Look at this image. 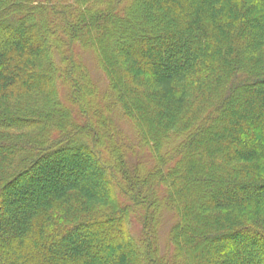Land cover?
I'll list each match as a JSON object with an SVG mask.
<instances>
[{
	"label": "trees",
	"instance_id": "1",
	"mask_svg": "<svg viewBox=\"0 0 264 264\" xmlns=\"http://www.w3.org/2000/svg\"><path fill=\"white\" fill-rule=\"evenodd\" d=\"M105 1L0 0V127L23 128H0V149L7 150H0V203L23 177L36 188L35 177L60 158L68 169L74 163L67 157L83 155L101 170L91 146L102 143L96 128L102 120L95 117L92 128L87 108L81 122L63 99L72 100L77 83L99 84L80 71H68L71 79L62 81L55 70L59 53L65 63L86 50L103 65L107 82L90 105L118 116L113 106L122 97L133 144L138 152L154 150L155 168L146 171L154 182L150 212L120 196L93 208L89 201L107 194V186L69 182L21 211L0 214V264H145L142 253L153 257L146 264H166L156 255L166 222L177 250L170 264H264V194L258 192L264 191V0H111L100 8ZM159 9L169 14L162 24L152 13ZM65 27L70 44L57 35ZM156 28L167 34L150 33ZM111 122L107 135L118 136V118ZM168 144L170 175L157 165L166 161ZM136 160L135 151L123 162ZM128 176L138 196L141 185ZM168 209L174 216L167 221ZM81 231L93 235L70 240ZM224 238L233 243L218 244Z\"/></svg>",
	"mask_w": 264,
	"mask_h": 264
},
{
	"label": "rangeland",
	"instance_id": "2",
	"mask_svg": "<svg viewBox=\"0 0 264 264\" xmlns=\"http://www.w3.org/2000/svg\"><path fill=\"white\" fill-rule=\"evenodd\" d=\"M110 1L111 0H107L104 3L100 4V8L102 7H106L107 5H110ZM147 0H134L133 2H136L137 4H145ZM149 1V0H148ZM122 0H120V2H117L118 5L122 4ZM107 4V5H106ZM129 4V2H128ZM125 5V3H124ZM117 10V9H116ZM118 11V10H117ZM118 13V17H122L124 14L123 13H119V12H115ZM152 13L156 16H158V21L160 24L164 23L165 20H167L168 17V13L165 14V10L164 9H159V10H153ZM122 15V16H121ZM119 17V18H120ZM80 21V20H79ZM59 27V25H58ZM140 29V28H139ZM64 34L60 33L57 30V35L60 36V38L64 41L67 42L68 44H70L71 41V35H68V31L67 28L65 27L64 29ZM134 31H137V28L134 29ZM150 33H157L158 36H165V34H167L166 31L162 30V29H155L154 31H151ZM62 34V35H61ZM177 32H174L172 34V40H174V38H176L177 36ZM49 39V38H48ZM157 40L155 41L156 44L158 45L159 42H161L164 38L160 37V38H156ZM48 41V40H47ZM84 43V42H82ZM47 45V53H49L50 55L52 53H54V50H56L55 48H53L52 45V41L49 40V42L46 43ZM85 44H82V48L85 49ZM155 48V46H153ZM63 54L59 53V62L55 67V70H57V74L59 77L62 78V81L64 80H70L71 79V75L75 76L74 73H76L77 71H80L82 74H84L85 72L87 74L90 75V77L92 78V80L94 82H98L99 84V88L100 89H93L91 86L88 85V83L86 82H81V83H77L75 85L76 88V92L75 95L73 93V91L71 92L72 95V100L71 101H67L66 97L63 96V99L65 100V106L69 109L71 108L72 112L74 115H76L77 119L80 120L81 122H83V117H80V113L83 111V113L86 114V112L84 111L86 108L87 110V114L84 117H88L91 118L90 121V125L93 128V126H95V117H98V119H101V125L97 124V129H98V133L101 136V140L102 143H97L96 147H93V152L99 156L101 160L99 159L97 164L100 168L97 169V167L95 166V163L93 162V160H87L85 159V156L83 155H78V156H72V157H67L68 159V163H74L73 166L71 167L69 165V168L67 169L65 164V161L63 158H60L58 160H55L52 163H49L50 165H48V168H46V171L48 172H42L40 173V175H38L37 177H35V183L37 185L36 188H34V184L30 183L29 181H27L24 177L21 178L19 181H17L15 183L14 186V191L11 192V196L9 198V201L6 202V204H2L0 203V214H9L11 212H13L14 210H22L23 207L36 203V201L40 200L41 198H43L44 196L46 197L47 195H49L50 193L54 192L57 188L62 187L63 185L69 183V182H74L75 184H78V187H85L86 184H88V182L90 180L96 181L98 184L102 185V186H107V194H105L104 196H98V198L95 199H91L89 201L90 206L93 208H100V207H107V205H110L112 203V197L113 196H120L122 199H124L125 201H131L134 204V200L136 198V205L135 208H137V211H147L146 215L150 212V206L148 204V198L150 196V188L151 185L154 183L153 179L151 178L150 174H146V171H151L152 169L155 168L154 166V162L157 161L156 157L154 156V150L150 149L145 150V151H140L138 152L139 149V145L137 144H133L132 141H136L135 136H136V132L133 130V123L128 120L125 117V113H123L124 111L127 112V105L124 103L125 100L121 97L119 99V102L114 104L113 108H116V110H118L119 115L118 116H114L111 115L112 113H110V111H108L105 107L103 108V106L99 105L97 107H92V105H90V101L92 99L93 96H95L100 90L104 89L107 82L104 79L103 76V72L102 70V66L96 63V59L94 57V55L86 50L81 51L80 54H77L76 57H67L66 56V68L64 67L65 63H64V58H63ZM79 61H81V64L84 65V67H81L78 63ZM170 61V60H169ZM69 64L71 65L69 67ZM68 65V66H67ZM69 67V68H68ZM64 70V71H62ZM68 71H72L71 75L68 73ZM59 72V73H58ZM100 76V77H99ZM261 75L255 76V77H260ZM254 76H251L249 74V79H251ZM248 79V81H250ZM63 85V83H62ZM263 85V84H262ZM257 88V87H254ZM64 90V89H63ZM77 90H79V93H83L84 97H81L78 93ZM159 90H162V86L159 87ZM121 91V90H120ZM77 93V94H76ZM63 95H65L63 93ZM120 101H122L120 103ZM235 102H239V99ZM239 104V103H238ZM86 106V107H85ZM235 108L238 109L235 105ZM134 109H132V112ZM121 114V115H120ZM112 118V122L110 124H112L113 122H115V120L118 118V123L121 124V134L114 135V136H108L107 135V131H106V125H109L108 120L110 119L111 121ZM9 120H13L12 118H9ZM20 120V119H19ZM14 121V120H13ZM87 122V121H86ZM85 122V123H86ZM136 124V123H135ZM103 127V128H102ZM3 131L6 130V132H17L19 130L23 131L22 129H16V127L12 126H5V127H0ZM51 129L57 130L56 127H51ZM50 129V130H51ZM250 134H254L251 133ZM86 140V142H90L89 138H84ZM169 141V140H168ZM111 143L110 145L108 144ZM115 142L116 145L119 146L120 150H122V157L121 160L120 158H118V154L116 153V149H114V146L112 145ZM170 142V141H169ZM172 142V141H171ZM170 142V144H171ZM111 148V151H105L104 149H109V146ZM169 144L167 145V151L165 152L164 155H166L169 152ZM3 153H5L7 150H2V148L0 149ZM136 151V155H137V160L135 162H133V165L130 164L128 165L127 163H124L123 161L125 159H128L130 155H132V153L134 154V152ZM149 151V152H148ZM107 152L110 154L109 156H107ZM2 153V154H3ZM149 153L153 155V157H151L149 159ZM105 157V158H103ZM103 158V159H102ZM78 160V161H76ZM141 160H143L145 163H142ZM172 158L171 156H169L168 154L166 155V161L163 163H158L156 162L157 165H159L161 172H165L166 175H170L171 174V168H175L173 162H172ZM47 163V162H46ZM176 164V163H175ZM74 165L77 167L75 170L72 169L74 168ZM170 165V166H169ZM174 165V166H173ZM56 167V168H55ZM39 171V170H38ZM80 171V172H79ZM125 172H127L125 174ZM98 173H103V176L105 178H101ZM132 177H135L136 180L139 182V184L141 185L140 191L138 192V196L135 195L134 192V188H132L129 184V176L130 175ZM47 175V176H45ZM67 177V179L65 178ZM106 180V183L104 182ZM221 183L225 184L227 183V181L223 180V178L221 179ZM128 181V183H127ZM127 183V184H126ZM158 185L160 188H165L166 186V181H161L158 180L157 181ZM112 187V189L108 188V186ZM9 186V185H8ZM105 188V187H104ZM244 192L248 190V188H243ZM11 190V189H10ZM4 191V190H3ZM243 191V190H242ZM5 192V191H4ZM259 194L263 195L264 191H258ZM247 193V192H246ZM160 202V201H159ZM143 208V209H142ZM136 211V212H137ZM169 213L168 215H166L165 218H167V221L170 219V217L174 216L173 209H168ZM19 212V211H18ZM137 212V213H138ZM142 212V213H143ZM256 217H259V219H261V215H255ZM255 217V218H256ZM239 219H242V217H239ZM257 219V218H256ZM165 220V219H164ZM163 219L160 220V222L157 226H159L160 228L163 226V224L165 223ZM185 220V217H184ZM262 220V219H261ZM162 221V222H161ZM13 223V222H12ZM171 222H169L167 224V222L165 223L164 227H162L161 231H160V235H159V249L160 252H158L159 254H163L161 255L162 257L165 258V262L166 264H170L169 261L170 259H172V256L174 257V254L176 253V248H171L170 247V242L167 236V229H168V225H170ZM156 226V225H155ZM88 233H90L91 235H93V233L90 232H86V231H81L79 232L76 237H70V240L72 241H79V239H84L85 235H87ZM238 235H235V237ZM239 238L241 236H238ZM225 239V238H224ZM221 240L220 242H218V244L220 243H225L230 242L233 243L232 240L230 238H226L225 240ZM65 241H67V239H65ZM150 244H152V240L150 241ZM140 250V249H138ZM228 251V250H227ZM140 252V251H139ZM142 252V251H141ZM244 253V249L242 248L241 250V254ZM240 254V253H239ZM239 254H236V256L238 257ZM143 258L145 259V264L148 263V260L152 259L153 257H151L148 253L144 254L142 253ZM260 262V261H258ZM262 262H260L261 264Z\"/></svg>",
	"mask_w": 264,
	"mask_h": 264
}]
</instances>
